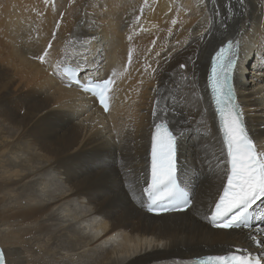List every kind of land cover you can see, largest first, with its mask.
Instances as JSON below:
<instances>
[{
  "label": "bare ground",
  "instance_id": "6f19581e",
  "mask_svg": "<svg viewBox=\"0 0 264 264\" xmlns=\"http://www.w3.org/2000/svg\"><path fill=\"white\" fill-rule=\"evenodd\" d=\"M69 5L57 15L55 10H63L51 3L46 16L29 11L34 0H8L0 17L6 42L0 53V124L18 131L11 142L13 135H1L6 142H0V158L21 143L19 150L31 153L25 164L6 157L9 168L0 159L2 173H8L0 181V203L7 191L21 186L23 191L38 183L64 187L52 188L42 204L28 199L20 207L0 205L6 264H25L20 244L34 234L28 233L34 222L40 223L35 233L48 235L50 254L43 264H152L238 249L262 258L264 245L251 239L262 236L215 228L205 216L223 183L217 167L221 138L207 87L209 58L226 39L240 41L238 100L253 135L264 141V0H245L243 6L239 0H69ZM56 17H62L59 28ZM91 37L95 40L86 43ZM49 41L48 63H41L35 57ZM57 63L78 64L82 79L115 72L109 110L77 86H66L67 77L53 75ZM181 63L187 68L180 69ZM158 84L159 92L153 91ZM158 95L161 113L154 118ZM5 98L16 102L12 110ZM166 106L183 112H169L167 119L182 134L178 175L193 207L151 214L141 191L148 178L150 134ZM34 154L44 164L32 171ZM28 195L36 197L20 196ZM43 217L50 218L49 225Z\"/></svg>",
  "mask_w": 264,
  "mask_h": 264
},
{
  "label": "snow or ice",
  "instance_id": "6c2138e0",
  "mask_svg": "<svg viewBox=\"0 0 264 264\" xmlns=\"http://www.w3.org/2000/svg\"><path fill=\"white\" fill-rule=\"evenodd\" d=\"M47 3V0H45ZM241 6L245 0H239ZM143 12V9H141ZM140 17H136L139 21ZM173 24L176 20L173 19ZM59 28V22L56 25ZM171 32V30H169ZM55 33H53V39ZM132 39L131 36L128 37ZM95 40L91 37L89 43ZM155 41H153V44ZM53 48L51 41L43 49L42 54L35 57L41 63H48L47 57ZM159 56V53H156ZM170 58V54H169ZM132 52L129 51L128 61L131 64ZM240 61V41L229 39L223 43L211 57L210 73L207 75V84L211 88V98L214 101V113L218 117V132L220 133V158L217 159V167L222 168V191L214 201L205 219L216 228L232 229L234 227H249L250 222L259 215L264 219V210H254L253 206L258 201L264 200V141L255 137L246 120L243 106L238 100L234 78L238 71ZM150 65H146V69ZM180 69H186L187 64H179ZM127 66L125 67V71ZM157 69L152 68V73ZM80 67L63 66L57 63L53 66V75L61 79L67 77L66 86L73 85L84 93L96 99L103 110H109L110 92L115 84L113 76L106 78L82 79L78 73ZM181 79L188 82V77ZM195 74H193L192 86L195 88ZM158 84L153 91L159 92ZM194 95V91H193ZM162 96H157L153 101L152 115L160 118L159 107ZM202 97H197V100ZM173 116L183 115L182 110L175 106L165 107L164 116L160 122L154 123V131L151 134V163L150 176L145 179V187L141 195L146 197L147 210L156 214L172 211L188 212L193 207V201L189 192L179 179V152L181 133H177L170 125L172 121L167 119L168 113ZM251 239L258 245H264V239ZM240 250L238 249L237 252ZM247 253V250H243ZM230 252L226 255H204L192 262V264H262L264 258H256L250 254H237ZM0 264H6V254L0 250Z\"/></svg>",
  "mask_w": 264,
  "mask_h": 264
},
{
  "label": "rangeland",
  "instance_id": "374dc122",
  "mask_svg": "<svg viewBox=\"0 0 264 264\" xmlns=\"http://www.w3.org/2000/svg\"><path fill=\"white\" fill-rule=\"evenodd\" d=\"M6 1H8V0H6ZM6 1L0 0V17H2V15H3V10H4V6H5ZM51 3L53 5H55V7L58 10H63V12L58 13L57 10L54 9L55 14H57V15H62V14L64 15V13L67 12L66 8H69V6H70L69 0H49V1L47 0V3L43 2L42 0H34L35 7L30 8L29 11L34 12V13L39 11L41 13V15L45 14L46 16H48V12H49L48 5ZM94 13H91V15H94ZM57 18H59V17L55 18L54 23L55 24L58 22L61 23L62 17H60L59 19H57ZM0 21H1V19H0ZM1 22H0V26L1 25L2 26L0 28V32H1L0 33V53L5 52L4 50L6 48V45H4L6 42H4L5 37H4L3 23H1ZM95 61H97V60H95ZM250 69H251V66H248L247 70H250ZM80 70H81V68H80ZM90 76H94V75L90 74ZM94 78H97V77L94 76ZM15 101H18V100H15ZM4 103L9 105L11 110H12V107L14 105H16V102L11 103L8 98H5ZM10 113L13 114L12 111ZM2 128H3V132L0 133V137H1V135H8V136L13 135V137L8 138L7 140L10 142L14 141L15 137L18 135V131L12 129L11 127L0 124V130ZM0 142H6V139H3V140L0 139ZM21 146H22V143L17 144L16 149H15V153L6 152L5 156L9 157L12 161H15L16 164L19 162L25 164L27 162V157L31 156V153H30V150L28 148L26 150L25 147H24V150H19ZM34 155H35L34 157L36 158V160L34 161V163L30 164L34 167L29 169L32 171H34L36 168H38L39 166L44 164V162H43L44 160L42 158L38 157L36 154H34ZM6 157H4V155H3V157H1L0 159L3 158L4 159V160L2 159L3 164H5L6 168H9L8 162H10L11 160L9 158H6ZM5 161H7L8 164ZM20 167L21 166H19L18 168H20ZM4 169H5L4 167H0V181L3 180V178L7 177V175H8V173H5V174L2 173V171H5ZM26 171H28V170H26ZM46 177H50V176H46ZM26 184H29V182H25L23 185H26ZM53 185L51 184V182L48 184H45V185L38 183V184H35L34 188L31 190L26 189V191H23V187L21 186L17 190L7 191L4 194V197L1 198L2 201H1L0 205H1L2 209L7 208V207H20L21 205H25L26 201L28 202V199H34L31 201V204H36V203L42 204L43 201L48 199V196L50 194V190L52 188L64 189V187L59 183H57V185H55V184H53ZM21 193L22 194L27 193V194H32V195H33V193H35L36 197H32V196L28 195L27 198H24V197L20 196V195H22ZM72 204H75V202H73ZM76 206L78 208L83 209V210L87 209L86 206H83V207H80L79 205H76ZM45 221H46L47 225H49L51 222L49 217H43V222L45 223ZM39 224H40L39 222H34V223L29 225L28 233L29 234L34 233V234H32L33 237L31 236L30 238L24 239L22 241V243L20 244V249L23 252L24 257H25V264H37V262H39L40 264H43V262L47 261L49 258L48 255L50 254V252L48 251V245H49L48 235L45 232H43V233H37V232L35 233L34 232ZM0 228H1V226H0ZM16 229L19 232L22 231L18 227H16ZM57 235H58V242H61L62 241V233L59 232Z\"/></svg>",
  "mask_w": 264,
  "mask_h": 264
}]
</instances>
